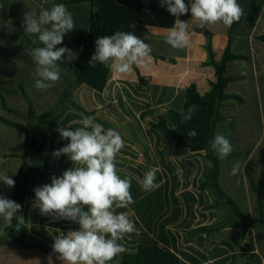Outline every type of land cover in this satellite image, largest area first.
Wrapping results in <instances>:
<instances>
[{
    "label": "crops",
    "instance_id": "obj_1",
    "mask_svg": "<svg viewBox=\"0 0 264 264\" xmlns=\"http://www.w3.org/2000/svg\"><path fill=\"white\" fill-rule=\"evenodd\" d=\"M237 3L243 9V15L231 28L222 22L201 27L198 21L191 19L190 12L181 15L180 19L189 24V43L184 49H174L166 43L170 28L147 26L130 31L151 46V58L139 67L133 66L131 75L126 77L108 70L100 92L86 85L75 87L70 99L82 110L79 111L69 104L58 105L61 94L72 82L70 69L76 60L62 63L66 68L59 65L61 78L54 87L35 88L36 65L27 54L33 47L21 41L18 27L10 15L13 11L25 36L38 43L37 36L24 32V13L31 9L39 13L41 9L51 8L54 0H0V117L14 124H25L21 116L2 108L3 100L7 108L21 115L27 113L28 104L19 86L36 115L57 107L56 113L41 120L37 128L42 153L30 151L27 154V162L32 167L28 179L30 189L33 191L50 184L53 174L59 177L65 170L77 166L72 165L66 155L53 156L55 150L68 143L60 137L57 128L70 126L75 130L82 126L85 117L93 116L106 130L118 131L124 141L115 164L122 179L131 178L133 203L125 208H114V211L127 212L137 229V232L125 234L120 241L126 253H135L139 246H157L178 257L180 264H264V237L259 240L255 229L245 230L241 224L230 222L219 231L189 234L191 230L221 222L227 212L221 206L204 209L214 202L209 190H199V184L209 170L204 153L194 154L177 147L150 126L163 117L172 128L167 112L182 111L189 85L194 84L200 95L209 91L210 82L215 81V70L207 65L206 45L209 44L215 62L221 60L226 49L234 56L244 57L227 63V75L232 78L225 93L237 96L241 101H226L220 106L214 134L232 135L236 139L241 130L247 128L245 117L240 115L246 103L244 98L257 97L259 108L264 101L261 100L264 97V42L256 39L264 36V0H237ZM66 7L73 15L75 28L56 47L66 46L79 53L87 38L91 5L79 3ZM9 27L14 31H9ZM197 28L205 29L210 34L209 40L197 32ZM138 76L146 81V85L138 82ZM8 122L0 120V173L13 178L15 186L9 189L0 182V194L11 199L21 165L24 132ZM258 143L257 140L255 144ZM251 156L252 153L248 160ZM223 161H220L218 182L223 178ZM152 168L156 169L155 182L160 186L145 192L137 177L143 178ZM178 169L183 170L182 177L177 175ZM232 177L234 183L233 174ZM246 180L243 183L248 188ZM239 184L238 179L236 185ZM36 203L29 195L24 198L22 215L28 243L52 248L55 236L79 228L75 222L41 215ZM8 226L9 223L0 218V264H64L53 252L19 247L6 239L4 231ZM120 260L118 255L109 264H119Z\"/></svg>",
    "mask_w": 264,
    "mask_h": 264
},
{
    "label": "clouds",
    "instance_id": "obj_2",
    "mask_svg": "<svg viewBox=\"0 0 264 264\" xmlns=\"http://www.w3.org/2000/svg\"><path fill=\"white\" fill-rule=\"evenodd\" d=\"M159 3L176 18L166 38V43L174 49H184L189 43V24L180 19L181 15L190 12L191 19L198 21L201 27L222 22L228 28L243 15L237 0H189L188 4L185 0H159ZM23 21L24 32L37 36L42 44L27 53L36 65L38 78L34 87L41 90L54 87L61 78L58 62L67 63L79 58L77 52L66 46L56 47L75 28L73 15L66 5L53 4L39 13L35 9L25 12ZM129 26L135 28V24ZM9 31L14 29L9 27ZM151 52V46L134 33L116 31L110 36L96 38L95 51L88 65L95 67L99 63L126 77L131 75L133 66L139 67L149 60ZM197 108L198 105L193 104L183 110L181 122L191 121ZM57 131L68 143L55 150L53 156L66 155L72 165L77 166L65 170L59 177L53 174L50 184L34 188L35 202L41 215L75 222L79 228L55 236L52 250L64 264H109L127 251L118 241L125 234L137 232L127 212L114 211V208H125L133 203L131 178L122 179L115 164L124 141L118 131L106 130L93 116L85 117L82 126L75 130L68 126L57 128ZM187 136L196 137V130L190 129ZM209 145L220 160L234 150L229 139L219 133ZM240 166L236 161L231 174H237ZM177 175L182 177L183 170L178 169ZM155 179V168L145 172L143 178L137 177L145 192L160 186ZM0 182L9 189L15 186V180L7 173H0ZM0 218L9 224L13 219L17 220V226L23 224L21 204L0 194Z\"/></svg>",
    "mask_w": 264,
    "mask_h": 264
},
{
    "label": "trees",
    "instance_id": "obj_3",
    "mask_svg": "<svg viewBox=\"0 0 264 264\" xmlns=\"http://www.w3.org/2000/svg\"><path fill=\"white\" fill-rule=\"evenodd\" d=\"M79 3H89L91 5V14L88 24L87 38L82 42V48L79 51V58L75 61L70 69L72 75L71 84L61 94L59 104H69L77 107L70 99V93L79 85H86L91 89L100 92L104 88L108 75V68L97 63L95 67L88 65L91 55L95 51V41L97 37L110 36L116 31L130 32L135 29H144L147 26L171 28L174 24L175 17L172 16L165 8L160 7L159 0H54V4L74 5ZM10 15L14 19L18 27L21 41L33 48L42 46L40 42L34 43L29 40L15 19L14 12ZM135 24V28L130 27ZM197 32L206 36L207 40L210 34L203 28H197ZM260 42H264V36L256 38ZM208 52L207 65L212 66L215 70V81L210 82V89L204 95H200L194 84L189 85L185 90V99L183 110L195 104L198 108L193 115L191 121L181 122L180 113L182 111L169 110L167 112V120L171 123L172 128L167 126L166 119L160 117L157 122L151 123L150 126L161 132L166 138L170 139L175 146L186 148L194 154L204 153V159L209 164V170L202 182L199 184V190H209L214 198L213 204L206 206L204 209H211L221 206L225 208L227 216L221 222L212 225L200 227L189 231V234L210 233L219 231L220 228L230 222H237L243 226L245 230L264 227V175L257 181L253 177L252 170L245 168V176L248 181L249 189L254 196L255 217L253 218L248 212L242 211L235 202L222 190L219 185L220 159H218L215 151L210 147L209 141L214 136V128L218 120L219 108L226 99L240 100L239 97L228 95L225 89L230 78L225 76L226 65L228 62L236 59H244V57L234 56L226 49L221 60L215 62L210 49V45H206ZM58 64L66 68L62 63ZM138 82L146 85V81L138 76ZM20 92L28 104V110L25 115L15 112L4 104L2 100V108L10 114L21 116L25 120L24 125H18L6 121L0 117L1 121L22 128L24 132L23 153L21 155V165L16 176V189L12 200L21 204L23 208L24 198L29 195L35 199L34 192L28 186V179L32 172V167L27 162V154L30 151L41 154L43 151L42 144L37 138V128L41 120L51 117L56 113L57 107L49 112L36 115L32 104L28 97L24 94L23 88L19 86ZM195 129L197 136L189 138L187 132ZM85 210L86 207H85ZM18 222L13 219L12 223L4 231L6 239L14 242L19 247L36 248L43 252H53L52 248L44 247L38 244H30L26 241V227L23 224L17 226ZM120 243V241H118ZM54 253V252H53ZM55 255H58L54 253ZM121 260L119 264H180L178 257L163 251L157 246H139L133 254H120ZM252 264V263H241Z\"/></svg>",
    "mask_w": 264,
    "mask_h": 264
},
{
    "label": "rangeland",
    "instance_id": "obj_4",
    "mask_svg": "<svg viewBox=\"0 0 264 264\" xmlns=\"http://www.w3.org/2000/svg\"><path fill=\"white\" fill-rule=\"evenodd\" d=\"M225 76L230 79L232 78L231 76L227 75V71L225 72ZM244 99L246 100V103L245 106L241 108L240 115H242L243 118L245 117L247 128H243L241 130L242 132L237 135L236 139L233 138L232 135V138L226 137L229 139L234 150L228 157L224 159L221 165L223 178L220 180L221 182L219 181V185L242 211H250L249 214L254 218V196L251 193L249 187L247 188L243 183L246 180L244 170L245 168H250L256 181L262 175H264V155H259V153H264V101H262V104H260L259 108L257 97L251 96ZM232 100L234 102L241 101V99L236 100L230 98L223 101L221 105L226 101ZM261 100H264V97H261ZM257 140L259 143L256 145L255 143ZM250 153H252V158L248 160V155ZM236 161H239L241 166L238 173L233 175L235 177V182L233 183V177L231 173L233 165ZM238 179L240 181L239 186L236 185ZM262 199H264V196H262ZM255 230L257 231L258 239H262V237H264V227L255 228Z\"/></svg>",
    "mask_w": 264,
    "mask_h": 264
}]
</instances>
